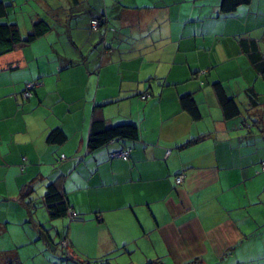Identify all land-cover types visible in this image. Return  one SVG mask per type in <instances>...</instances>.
<instances>
[{
	"label": "crops",
	"instance_id": "crops-1",
	"mask_svg": "<svg viewBox=\"0 0 264 264\" xmlns=\"http://www.w3.org/2000/svg\"><path fill=\"white\" fill-rule=\"evenodd\" d=\"M3 1L52 29L0 55V264H264V0ZM96 111L139 137L89 149ZM53 181L74 215L50 218Z\"/></svg>",
	"mask_w": 264,
	"mask_h": 264
},
{
	"label": "trees",
	"instance_id": "trees-1",
	"mask_svg": "<svg viewBox=\"0 0 264 264\" xmlns=\"http://www.w3.org/2000/svg\"><path fill=\"white\" fill-rule=\"evenodd\" d=\"M251 0H222L221 8L224 12L229 13L235 10L239 5L248 4ZM10 5L3 0H0V55L16 49L18 46L28 44L46 32L52 29V26L45 19H38L34 22L33 29L27 35H23L17 23L7 22L5 17L8 14ZM245 45V44H244ZM258 60L260 55L257 53L251 54ZM258 68L264 69V62H256ZM214 88L218 94V98L224 113L227 117H234L240 113L239 105L234 97L226 93L224 86L220 82L214 84ZM182 107L188 111L193 118L201 117L198 104L195 98L187 93L181 96L180 99ZM140 134L139 126L134 122H122L114 125L107 124L106 120L102 118L96 111L91 123L90 134L88 139V147L95 150L101 146L108 144L115 139H137ZM67 136L61 128H55L48 135V140L52 142H64ZM33 188L27 190L25 194H30ZM44 204L47 208L51 219L63 218L68 214L74 215L70 209V204L65 192L61 189L59 184L55 181L47 185L44 194ZM42 226V224H41ZM66 239L62 241L64 249L69 248V243ZM70 255V254H69ZM71 256V255H70ZM14 257V256H13ZM17 257H14L10 264H17ZM91 262H89L90 264ZM98 264V262H95ZM99 264H111L110 262H102ZM148 264H163L161 261H152Z\"/></svg>",
	"mask_w": 264,
	"mask_h": 264
},
{
	"label": "built area",
	"instance_id": "built-area-1",
	"mask_svg": "<svg viewBox=\"0 0 264 264\" xmlns=\"http://www.w3.org/2000/svg\"><path fill=\"white\" fill-rule=\"evenodd\" d=\"M101 19L100 18H94L91 20V27L93 29H97L100 25H101ZM39 84V81L38 80H33V81H30V82H27L26 83V86H25V89H24V95L26 97H30L33 95V89ZM130 152H131V149L129 147L125 148V149H122V150H119V151H115L111 154L112 157L114 156H119V157H122L124 159H128L129 156H130ZM64 156V155H63ZM263 169H264V161H263ZM184 179V175H179L177 177V182L178 183H181Z\"/></svg>",
	"mask_w": 264,
	"mask_h": 264
},
{
	"label": "rangeland",
	"instance_id": "rangeland-1",
	"mask_svg": "<svg viewBox=\"0 0 264 264\" xmlns=\"http://www.w3.org/2000/svg\"><path fill=\"white\" fill-rule=\"evenodd\" d=\"M14 15H16V13H14Z\"/></svg>",
	"mask_w": 264,
	"mask_h": 264
}]
</instances>
